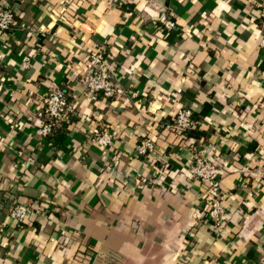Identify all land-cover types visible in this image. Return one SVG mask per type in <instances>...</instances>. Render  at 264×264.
Listing matches in <instances>:
<instances>
[{
  "label": "crops",
  "instance_id": "1",
  "mask_svg": "<svg viewBox=\"0 0 264 264\" xmlns=\"http://www.w3.org/2000/svg\"><path fill=\"white\" fill-rule=\"evenodd\" d=\"M262 5L0 0L16 22L0 34V264H259ZM96 50L113 60L115 98L92 97L79 82ZM58 89L71 112L62 147L54 148L36 130L44 96ZM180 108L207 135L189 139L196 150L220 165L228 195L219 234L206 221L205 188L187 172L190 142L167 130ZM101 126L113 135L109 149L92 143ZM146 136L155 153L137 156ZM31 203L42 207L25 222L9 218L14 206Z\"/></svg>",
  "mask_w": 264,
  "mask_h": 264
},
{
  "label": "built area",
  "instance_id": "2",
  "mask_svg": "<svg viewBox=\"0 0 264 264\" xmlns=\"http://www.w3.org/2000/svg\"><path fill=\"white\" fill-rule=\"evenodd\" d=\"M259 20L263 25L262 35L259 40V48L264 50V5L259 10ZM160 23L167 30L173 27V22L165 15L160 16ZM13 12L6 6L0 7V34L7 33L14 25ZM113 60L104 54L103 51L91 52L85 63V71L81 75L79 82L84 86L86 92L92 97L108 100L118 96V88L113 80ZM44 121L36 130V135L40 140L49 144L48 137L54 129L59 128L65 122L71 112L68 94L64 89L52 91L44 96L42 100ZM193 128L192 111L189 108L178 109L172 117V122L167 130L172 132L179 142H185L186 133ZM113 135L107 126H101L93 132L92 143L100 149H109L113 144ZM190 144V161L188 164V174L191 179L200 183L204 188L209 200L206 211V221L213 232L220 233L225 221V201L227 192L223 189L220 181V165L213 156L202 154L196 150L193 141ZM137 156L148 157L155 153V144L151 137H144L136 146ZM164 168V167H163ZM162 168V169H163ZM264 168V158H263ZM162 174L161 170L157 171ZM42 207L40 204L31 203L29 205L14 206L8 216L10 219L23 223L31 212L38 211ZM259 264H264V256Z\"/></svg>",
  "mask_w": 264,
  "mask_h": 264
},
{
  "label": "trees",
  "instance_id": "3",
  "mask_svg": "<svg viewBox=\"0 0 264 264\" xmlns=\"http://www.w3.org/2000/svg\"><path fill=\"white\" fill-rule=\"evenodd\" d=\"M192 120H193V128L186 133V138L187 139H194V140H200L201 138H206L207 135L206 133L201 129L200 127V120L198 117L192 112ZM169 124L172 122V120L168 121ZM65 127L66 124L65 122H62L59 126V128L54 129L52 134L48 137V141L50 142V146L56 148L62 147V140L64 139V134H65ZM257 148V144L255 142H252L249 151H255ZM35 212V211H34ZM33 224L38 227V224L36 222H33Z\"/></svg>",
  "mask_w": 264,
  "mask_h": 264
}]
</instances>
